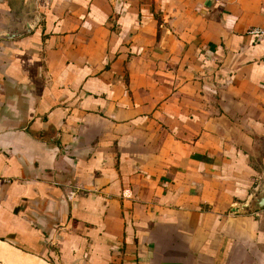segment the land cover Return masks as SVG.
<instances>
[{"label": "crops", "instance_id": "obj_1", "mask_svg": "<svg viewBox=\"0 0 264 264\" xmlns=\"http://www.w3.org/2000/svg\"><path fill=\"white\" fill-rule=\"evenodd\" d=\"M263 190L264 0H0V244L264 264Z\"/></svg>", "mask_w": 264, "mask_h": 264}, {"label": "water", "instance_id": "obj_2", "mask_svg": "<svg viewBox=\"0 0 264 264\" xmlns=\"http://www.w3.org/2000/svg\"><path fill=\"white\" fill-rule=\"evenodd\" d=\"M31 31H32L31 27H28L26 29V31L24 30V32H22V33H15V31L13 30V32L3 35L2 38L13 39V38H16L18 36L24 35L26 33H30ZM263 209H264V190L261 191L257 196H255L254 199H252V201L250 202V204L242 205L241 209H239L238 212H240V211L256 212V211H260Z\"/></svg>", "mask_w": 264, "mask_h": 264}, {"label": "rangeland", "instance_id": "obj_3", "mask_svg": "<svg viewBox=\"0 0 264 264\" xmlns=\"http://www.w3.org/2000/svg\"><path fill=\"white\" fill-rule=\"evenodd\" d=\"M2 250V251H1ZM11 258V259H10ZM0 264H37L0 244Z\"/></svg>", "mask_w": 264, "mask_h": 264}, {"label": "bare ground", "instance_id": "obj_4", "mask_svg": "<svg viewBox=\"0 0 264 264\" xmlns=\"http://www.w3.org/2000/svg\"><path fill=\"white\" fill-rule=\"evenodd\" d=\"M2 251V250H1ZM11 259V258H10Z\"/></svg>", "mask_w": 264, "mask_h": 264}]
</instances>
